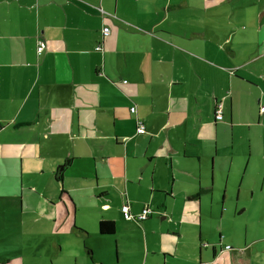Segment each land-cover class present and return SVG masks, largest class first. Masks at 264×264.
I'll list each match as a JSON object with an SVG mask.
<instances>
[{
    "label": "crops",
    "instance_id": "obj_1",
    "mask_svg": "<svg viewBox=\"0 0 264 264\" xmlns=\"http://www.w3.org/2000/svg\"><path fill=\"white\" fill-rule=\"evenodd\" d=\"M213 6L0 0L5 264H264V32Z\"/></svg>",
    "mask_w": 264,
    "mask_h": 264
},
{
    "label": "rangeland",
    "instance_id": "obj_2",
    "mask_svg": "<svg viewBox=\"0 0 264 264\" xmlns=\"http://www.w3.org/2000/svg\"><path fill=\"white\" fill-rule=\"evenodd\" d=\"M220 1H226L220 4ZM210 3H213V5H217V7L213 9L207 8L206 11L213 12V13H227L230 11H236L237 13L234 14V18H238L242 20L245 19L244 22H246V19H248V26L254 25L255 27H261L263 28L264 32V0H209ZM193 7H196L198 9H204L205 6L191 3ZM208 6V5H206ZM209 6H211L209 4ZM213 6V7H214ZM205 11V10H204ZM239 20V23H241ZM255 38H258V40L261 39V37H258V35L255 36ZM264 43V40L262 41ZM249 217V216H247ZM242 228V221L241 218L239 219V229ZM241 242V239H240ZM7 245H3L2 242H0V264H5L6 258H4L5 254L2 253ZM257 252V249H255ZM25 260L23 259H12L10 264H25ZM217 264H221L220 261Z\"/></svg>",
    "mask_w": 264,
    "mask_h": 264
},
{
    "label": "built area",
    "instance_id": "obj_3",
    "mask_svg": "<svg viewBox=\"0 0 264 264\" xmlns=\"http://www.w3.org/2000/svg\"><path fill=\"white\" fill-rule=\"evenodd\" d=\"M103 34H104V36H108L110 34V28L109 27L103 28ZM101 47H102L101 45L98 46L97 50H101ZM46 48H47L46 42L44 40H39L38 41V52L41 54ZM131 111L133 113H135L136 107H132ZM261 112H264V106L261 108ZM216 119L217 120L223 119V104H217V106H216ZM145 131L146 130H145L143 125H141L137 130L138 134H143V133H145ZM121 211H122L124 218L126 220L136 221V222L146 220L153 213L149 207H146L143 209V211L141 213L133 214L131 212L129 204H124L121 207ZM226 249L229 250L230 246H226Z\"/></svg>",
    "mask_w": 264,
    "mask_h": 264
},
{
    "label": "trees",
    "instance_id": "obj_4",
    "mask_svg": "<svg viewBox=\"0 0 264 264\" xmlns=\"http://www.w3.org/2000/svg\"><path fill=\"white\" fill-rule=\"evenodd\" d=\"M127 221H130V220H127ZM100 229H101V233L103 234H114L115 232V227L112 222H101Z\"/></svg>",
    "mask_w": 264,
    "mask_h": 264
},
{
    "label": "bare ground",
    "instance_id": "obj_5",
    "mask_svg": "<svg viewBox=\"0 0 264 264\" xmlns=\"http://www.w3.org/2000/svg\"><path fill=\"white\" fill-rule=\"evenodd\" d=\"M148 218H149V217H148ZM148 218H147V219H148Z\"/></svg>",
    "mask_w": 264,
    "mask_h": 264
}]
</instances>
